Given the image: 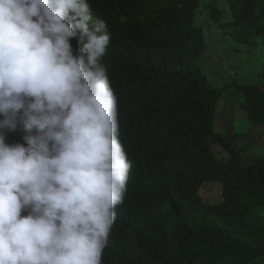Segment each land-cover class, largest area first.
I'll use <instances>...</instances> for the list:
<instances>
[{
	"label": "clouds",
	"instance_id": "1",
	"mask_svg": "<svg viewBox=\"0 0 264 264\" xmlns=\"http://www.w3.org/2000/svg\"><path fill=\"white\" fill-rule=\"evenodd\" d=\"M157 1L178 11L173 22L155 26L168 28L176 40L202 30L210 14L202 0L196 12L185 14L188 0ZM226 2L237 22L250 21L264 7L259 0ZM239 3L248 15H237ZM114 31L89 0H0V264H104L130 193L175 173L164 167L135 171L163 157L150 148L133 155L125 144L123 113L106 64ZM241 31L248 41L254 36L252 26ZM216 47L242 56L229 40L228 51ZM207 55L201 66L214 80ZM231 101L217 107L220 131L225 129L217 118L222 108L235 109ZM154 113L149 109L134 126L145 142L172 136L161 132ZM17 131L22 138L9 139ZM250 146L247 152L261 145Z\"/></svg>",
	"mask_w": 264,
	"mask_h": 264
},
{
	"label": "trees",
	"instance_id": "2",
	"mask_svg": "<svg viewBox=\"0 0 264 264\" xmlns=\"http://www.w3.org/2000/svg\"><path fill=\"white\" fill-rule=\"evenodd\" d=\"M89 1L115 29L106 64L123 113L125 144L133 155L150 148L163 157L135 171L175 172L130 193L104 264H264V158L245 164L242 155L251 146L237 142L233 129L218 130L215 121L219 102L234 100L235 116L264 128V7L250 21L237 22L226 0H209L202 30L176 40L168 28L155 30L159 20L173 22L178 14L157 0ZM200 1H186L181 14L196 12ZM239 4L237 15H248ZM245 25L252 26L250 41L241 31ZM228 40L257 63L227 62L225 76L236 72L225 84L215 73L214 81L223 87L215 89L201 65L210 47L228 51ZM174 104L182 109H167ZM149 109L171 137L151 142L136 137L134 126ZM8 136L22 138V133Z\"/></svg>",
	"mask_w": 264,
	"mask_h": 264
},
{
	"label": "rangeland",
	"instance_id": "3",
	"mask_svg": "<svg viewBox=\"0 0 264 264\" xmlns=\"http://www.w3.org/2000/svg\"><path fill=\"white\" fill-rule=\"evenodd\" d=\"M203 2L208 3L209 0H202ZM218 36V35H215ZM237 59V60H233ZM253 59V60H252ZM241 65L253 63L256 64L257 61L252 56H248V54H245L243 56H232L231 54H226V52H221L219 50H214L211 55L208 52L207 55V65L209 68H212L214 73H219L221 78V83L225 84L227 82V78H230L232 74H234L236 71H234L232 74H228L225 76V69L227 62L232 61H238ZM218 63V66L216 67V63ZM257 66V65H256ZM256 79H254L255 81ZM212 85L214 87H221L220 84L217 81L211 80ZM232 105H234V101L230 102ZM219 107V104H218ZM222 115L217 118L219 122L220 128H227L229 130L233 129L234 133H238L239 137L237 142L240 143H246L252 146L261 145L258 147L253 148L250 152L245 153L242 156V160L244 163L249 164L251 160H255L257 158L264 157V128L253 125L245 115H237L233 118L235 114V110L230 107H224L221 109ZM208 186L204 190L207 189ZM216 198H218V195H214ZM222 196H220L221 198Z\"/></svg>",
	"mask_w": 264,
	"mask_h": 264
}]
</instances>
